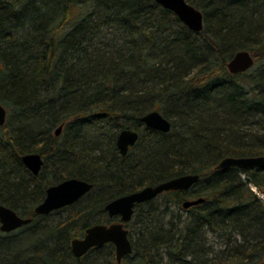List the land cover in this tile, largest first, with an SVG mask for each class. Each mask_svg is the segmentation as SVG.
Segmentation results:
<instances>
[{
  "label": "trees",
  "instance_id": "trees-1",
  "mask_svg": "<svg viewBox=\"0 0 264 264\" xmlns=\"http://www.w3.org/2000/svg\"><path fill=\"white\" fill-rule=\"evenodd\" d=\"M187 1L203 13L200 32L154 0H0V103L9 111L0 126V203L32 218L0 231V264L264 261V167L215 168L225 156L264 154V0ZM241 49L255 64L230 74L226 63ZM151 110L170 121L169 132L140 121ZM123 128L139 133L125 156L115 143ZM30 152L44 159L38 175L21 161ZM186 173L200 178L164 196L178 207L204 201L179 223L163 222L157 196L126 223L132 252L120 263L111 243L72 255L74 237L110 221L108 201ZM69 177L93 187L36 215L47 186ZM207 232L223 241L213 258Z\"/></svg>",
  "mask_w": 264,
  "mask_h": 264
},
{
  "label": "water",
  "instance_id": "water-1",
  "mask_svg": "<svg viewBox=\"0 0 264 264\" xmlns=\"http://www.w3.org/2000/svg\"><path fill=\"white\" fill-rule=\"evenodd\" d=\"M165 9L172 11L177 18L191 31L200 32L204 27L203 13L187 0H154ZM255 64L254 56L250 51L241 49L234 52L226 63L230 74H238L249 70ZM7 117L6 108L0 103V126ZM140 121L148 128L166 133L171 129L170 121L159 110H151L141 116ZM62 131V125L54 130L55 135ZM139 137V133L131 128H123L116 138V147L119 154L125 156ZM24 166L33 174L38 175L43 167L44 159L39 152H30L21 155ZM256 169L264 167V155L256 156H225L218 161L215 168L226 169ZM200 178L199 174L186 173L154 185L144 186L118 196L104 205V210L109 218L118 216L120 221L110 224L95 223L87 227L82 236L71 240V253L79 258L94 247L112 243L115 248V258L118 263L125 255L132 252V244L128 236V228L124 225L133 216L136 205L150 201L165 191L190 189ZM93 184L76 177L65 178L50 184L45 189L43 200L34 207L36 215H47L50 212L71 205L87 194ZM204 201V197L186 199L181 207L188 209ZM32 220L31 217L19 215L12 208L0 203V231L11 232ZM264 264V261L261 263Z\"/></svg>",
  "mask_w": 264,
  "mask_h": 264
},
{
  "label": "rangeland",
  "instance_id": "rangeland-1",
  "mask_svg": "<svg viewBox=\"0 0 264 264\" xmlns=\"http://www.w3.org/2000/svg\"><path fill=\"white\" fill-rule=\"evenodd\" d=\"M263 63V62H261ZM260 64V63H259ZM261 65V64H260ZM6 108V107H5ZM6 112H7V118H9V111L6 108ZM264 155V154H263ZM134 157V153H132L131 158ZM257 169V168H256ZM249 170H253V169H249ZM45 173H49L48 171H45ZM244 176V174L242 175ZM259 194V193H258ZM260 198H262V200L264 201V194H259ZM157 202L159 204L160 209H165L166 213L163 216V222H170L169 219H173V223H179V221H181L183 218L186 217V215L188 214L183 208L178 207L175 204H170L167 200V198L164 196V193L160 194L157 197ZM68 210L66 211H62L60 213H56L51 220H57L62 218L63 216L66 215ZM206 247H208L209 249V253L207 254V257L209 258H213L215 256V254L222 248V238L219 237L216 233L213 232H207L206 233ZM163 264V263H161Z\"/></svg>",
  "mask_w": 264,
  "mask_h": 264
},
{
  "label": "flooded vegetation",
  "instance_id": "flooded-vegetation-1",
  "mask_svg": "<svg viewBox=\"0 0 264 264\" xmlns=\"http://www.w3.org/2000/svg\"><path fill=\"white\" fill-rule=\"evenodd\" d=\"M162 194V193H161ZM160 195V194H159ZM158 195V196H159ZM156 198V197H155ZM69 206V205H68ZM66 207V206H65ZM136 207V206H135ZM135 209V208H134ZM58 210V209H57ZM55 211V210H54ZM53 212V211H52ZM51 213V212H50ZM107 214V213H106ZM108 217V216H107ZM109 218V217H108ZM110 219V221L109 222H104V223H106V224H110V223H113V222H118V221H120V219H119V217L118 216H116V217H113V218H109ZM125 226H126V223L124 224ZM126 228H127V226H126ZM85 231V230H84ZM129 231V230H128ZM84 233V232H83ZM80 236H82V234L80 235ZM129 236V235H128ZM76 237H79V236H76ZM107 244V243H106ZM112 244V243H111ZM105 245V244H104ZM113 245V244H112ZM103 246V245H102ZM102 246H100V247H102ZM113 247H114V245H113ZM95 248V247H94ZM91 250V249H90ZM114 254H115V248H114Z\"/></svg>",
  "mask_w": 264,
  "mask_h": 264
},
{
  "label": "bare ground",
  "instance_id": "bare-ground-1",
  "mask_svg": "<svg viewBox=\"0 0 264 264\" xmlns=\"http://www.w3.org/2000/svg\"><path fill=\"white\" fill-rule=\"evenodd\" d=\"M14 231V230H13ZM2 232V231H1ZM12 232V231H11ZM5 233V232H4ZM7 233H9V232H7Z\"/></svg>",
  "mask_w": 264,
  "mask_h": 264
}]
</instances>
